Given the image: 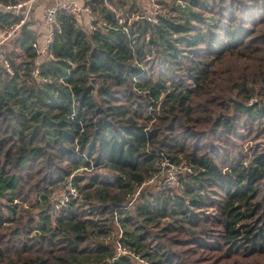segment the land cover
I'll use <instances>...</instances> for the list:
<instances>
[{
  "label": "trees",
  "instance_id": "trees-1",
  "mask_svg": "<svg viewBox=\"0 0 264 264\" xmlns=\"http://www.w3.org/2000/svg\"><path fill=\"white\" fill-rule=\"evenodd\" d=\"M106 1L98 31L58 15L46 82L30 20L0 46V264L264 259V0ZM162 155L194 172L142 188Z\"/></svg>",
  "mask_w": 264,
  "mask_h": 264
},
{
  "label": "built area",
  "instance_id": "built-area-1",
  "mask_svg": "<svg viewBox=\"0 0 264 264\" xmlns=\"http://www.w3.org/2000/svg\"><path fill=\"white\" fill-rule=\"evenodd\" d=\"M47 1L50 3L43 9V30L36 35V38L31 43L32 48L36 52V57L34 60V67L30 73L33 79L37 80L39 83L47 81L46 78L41 75V64L44 60L53 58L50 46L54 40L55 32L58 30L57 17L60 13H64L76 19L78 23H82V25H86L91 32L98 31L99 29L108 26L103 19H98L93 14L92 8L89 4H84L81 0H20L13 4L0 3L1 11L11 12L18 17L17 21L0 26V46L11 40L20 31L22 25L26 21L31 20L33 12L37 10V7L41 2ZM156 8L157 6L155 7L152 16H148L147 18L139 17L138 19H147L148 21L156 22V16L158 15ZM121 21L122 20L119 19V22ZM125 31H127V29H125ZM3 63L6 70L9 73H12V68L9 62L4 60ZM163 161L164 160H161L160 164L164 165ZM181 167H183V169L185 168V172L189 174L193 173L192 168L188 164L183 163L181 164ZM169 175L171 179H175L176 183V177L172 176L171 172H169ZM152 178L147 182H152ZM77 196V189L71 184H68L67 192L61 200V207L66 206L69 199H76Z\"/></svg>",
  "mask_w": 264,
  "mask_h": 264
},
{
  "label": "rangeland",
  "instance_id": "rangeland-1",
  "mask_svg": "<svg viewBox=\"0 0 264 264\" xmlns=\"http://www.w3.org/2000/svg\"><path fill=\"white\" fill-rule=\"evenodd\" d=\"M83 1V0H82ZM113 2H117V0H112ZM129 4H135V7L139 10L138 15L141 18H147L148 16H152L153 12L155 10V7L157 6L156 10L158 11V14H163V13H168L170 12V5L171 0H163V4H161L160 0H126ZM107 6H111L110 2H108V0L106 1ZM42 11L38 5L37 10H35L32 14V18H31V28L33 27L35 30V34L38 35L39 33L42 32L43 30V15H42ZM129 18V22L131 19H135L134 15H130ZM254 101V100H258V98H251L250 101ZM249 101V102H250ZM260 141H255V142H259L262 143L264 141V137H262V139H259ZM254 141H247L246 146L249 145H253ZM163 156V155H162ZM164 160V165L160 164L159 165V170L154 174L153 178H152V182L146 183L144 185H142V188H150V189H154L157 188L158 186L161 185H166V186H177L179 183V178L186 176V175H190L189 173L185 172V168L183 169V167H181V164L185 163H181L179 164H175V163H169V160H166L165 157L163 156L162 158H160V161ZM159 161V163H160ZM185 167V166H184ZM169 172H171L172 176L176 177V183H175V179H171L169 176ZM192 172H194L192 170ZM178 180V181H177ZM178 182V183H177ZM67 185H64L63 187L60 188V190H56V192L52 195V203L55 205V207L57 209L61 208V200L63 199L64 195L67 192ZM137 194V193H136ZM114 236V234H113ZM112 236V237H113ZM8 237V234H7ZM112 237L110 239H108V241L112 240ZM200 252V251H199ZM246 261L243 262L242 264H264V259L263 256L260 257H256V258H249V259H245ZM231 264V263H229ZM232 264H237L236 262H233Z\"/></svg>",
  "mask_w": 264,
  "mask_h": 264
},
{
  "label": "crops",
  "instance_id": "crops-1",
  "mask_svg": "<svg viewBox=\"0 0 264 264\" xmlns=\"http://www.w3.org/2000/svg\"><path fill=\"white\" fill-rule=\"evenodd\" d=\"M49 3H50V2L47 1V2H41V3L39 4V7H40V9H41L42 12H43L44 7H45L47 4H49ZM42 15H43V13H42Z\"/></svg>",
  "mask_w": 264,
  "mask_h": 264
}]
</instances>
